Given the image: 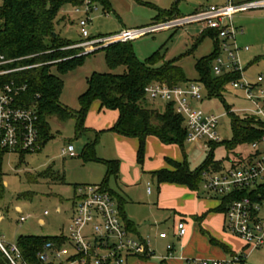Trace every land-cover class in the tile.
Segmentation results:
<instances>
[{
    "label": "rangeland",
    "instance_id": "374dc122",
    "mask_svg": "<svg viewBox=\"0 0 264 264\" xmlns=\"http://www.w3.org/2000/svg\"><path fill=\"white\" fill-rule=\"evenodd\" d=\"M109 2V12L101 1L92 4L91 20L87 25L90 37L115 35L128 29L151 26L155 24L160 12L169 11L173 7L176 8L174 14L160 19L159 22L188 16L200 8L224 4L225 0H109ZM61 14L64 16V22L59 24L56 30L60 31L62 37L75 42L68 48H76L78 52L76 55H86L73 69L60 71L57 67L54 68V72L63 80L60 102L71 112H77L81 108L80 96L88 89V78L93 73H122L125 67H111L108 64L103 48L112 42L105 45L84 44L87 40L81 36L79 26L81 14L75 12V6H65ZM233 24L242 29L236 36L238 46L249 48L247 51L243 49L239 51L244 73L248 78L255 79L258 74L264 73V7L236 13L233 16ZM202 31L205 30H202L200 23H186L135 37L131 44L140 60L145 61L157 52L160 59L154 63L155 67L161 66L165 61L174 60L175 64L181 67L187 80H198L199 72L195 64L199 58L208 56L214 48V39L207 34L201 38ZM211 74L214 76L212 72ZM199 83L203 87L202 95L199 100H191L190 103L195 108L219 116L216 127L219 137L217 144H208L205 138L195 142L184 140L181 144H166L157 137H147L143 161L140 162L139 139L102 130V127L108 125L112 127L115 124L117 113L111 109H101L95 100L91 103L83 122L89 129L82 134L76 132L75 117L54 116L50 119L54 137L42 149L25 153L6 152L0 173V185L3 190L0 193V238L6 243L13 244L21 235L54 236L65 233L68 236L74 211L75 188L104 183L108 170L106 161L116 160L119 164L118 177L111 176L108 185L122 197L130 199L124 208L127 214V208L135 212H144L142 217H139L140 226L143 228L140 229L142 235L151 238V247L156 252L165 253L166 241H160L157 232L164 230L170 238L176 213L177 215L188 213V208L195 206L197 200L215 197L206 194L202 184H199L196 194H190L192 199L180 196L172 187L174 185L158 183L153 172L168 167V160L181 162L193 171L208 157L212 162H220L226 167L230 159L250 151L249 143L236 146H229L226 143L231 141L233 132L231 117L225 105L241 118H246L247 116L239 109L247 108L250 104L242 92L226 84L222 100L218 96H210L205 85L200 81ZM167 103L159 98H146L147 106L159 111H163ZM95 130H102L95 151L97 158L87 159L83 156L84 147L95 138ZM68 144L74 145L75 157L63 154L62 150ZM208 166L212 173L217 172ZM149 187L152 189L151 193L148 192ZM157 195H160L158 203ZM45 210L49 211V215H44ZM27 214H30V217L20 222V216ZM155 226L157 229L153 232L149 234L145 232L144 228ZM245 264H264V245L250 251Z\"/></svg>",
    "mask_w": 264,
    "mask_h": 264
},
{
    "label": "built area",
    "instance_id": "2783aa9c",
    "mask_svg": "<svg viewBox=\"0 0 264 264\" xmlns=\"http://www.w3.org/2000/svg\"><path fill=\"white\" fill-rule=\"evenodd\" d=\"M92 4L91 0H85L82 5L75 6V12L81 14L79 26L81 36L87 40L85 45L128 41L149 32L193 22L200 23L202 30L215 33L218 52L211 62V71L214 75L227 72L239 74L237 79L228 83L240 90L250 104L239 111L244 116L255 117L263 131L258 139L249 143L248 153L236 155L226 167L215 173L210 169L201 173V184L206 194L215 195L220 201L226 196L223 227L228 233L241 238L245 248L222 259L195 258L187 260V264H245L247 254L264 245V73L258 74L255 79L245 75L239 51L249 48L238 46L236 36L242 29L234 26L233 16L246 9L264 7V1L225 0L224 4L209 5L188 16L94 38L90 37L87 28ZM29 57L7 58L0 54V147L7 152H36L41 148L38 109L25 98L28 84L12 77L14 73L40 64L10 66L19 59ZM202 90L197 81L173 86L154 82L145 88L149 99L167 101L175 113L183 117L188 142L202 138L207 143L219 141L216 131L219 116L195 108L190 103L200 99ZM62 151L64 155L76 156L73 144H68ZM73 201L69 235L62 233L60 241L47 242L39 253L46 264H124L131 256L143 258L152 255L149 238L130 236L116 197L107 188L101 184L77 186ZM44 215H49V211L45 210ZM29 217L30 214L21 215L19 221H26ZM185 232V222L178 219L175 235L181 237ZM159 237H166V233H159ZM172 248V243L166 244L169 254ZM0 249L11 264H28L17 243L9 244L0 238Z\"/></svg>",
    "mask_w": 264,
    "mask_h": 264
},
{
    "label": "trees",
    "instance_id": "16d2710c",
    "mask_svg": "<svg viewBox=\"0 0 264 264\" xmlns=\"http://www.w3.org/2000/svg\"><path fill=\"white\" fill-rule=\"evenodd\" d=\"M85 0H1L0 1V54L7 58L19 59L10 66L20 67L25 65L40 64L12 74L20 82L28 84L25 95L27 102L36 105L39 114V133L41 148L54 137L50 119L54 116L64 118L73 116L77 119L76 132L82 134L89 128L84 126V119L91 103L99 101L101 107L118 110L119 116L115 124L107 131L137 137L139 139L138 158L143 161L145 142L149 135H154L161 142L179 143L186 140L184 119L175 113L173 106L167 103L163 111L147 106L145 88L154 82L169 86L178 85L189 80L174 60L163 62L159 67L154 63L160 59L157 52L145 61L140 60L132 47L131 40L114 42L103 49L106 51L108 64L111 67L124 66L122 73H93L88 78V89L80 96L81 108L71 112L60 102L63 80L54 72L57 67L60 71H68L81 63L86 55H76V48H68L75 42L61 36L56 27L64 22L61 14L67 5H82ZM93 3L101 1L110 9L109 0H91ZM176 8L160 12L156 17L158 23L166 16H172ZM214 39L213 51L197 60L195 66L199 72L198 80L207 88L210 96L222 99L224 86L239 77L237 72H227L221 75L211 74V62L218 52V41L215 33L202 31L204 35ZM68 58V59H66ZM61 59V60H60ZM66 59V60H64ZM264 59V57H263ZM58 60V61H57ZM223 100V99H222ZM231 117L233 136L226 142L229 146L250 143L262 134L260 123L253 116L241 118L225 105ZM95 138L86 143L83 156L87 159H96L95 151L102 130H95ZM219 141H209L208 144H217ZM39 149V150H40ZM6 150L0 147V173ZM173 169L162 168L153 172L158 183L168 182L182 184L190 190H197L201 184V173L210 169L220 170L224 167L220 162H212L208 157L197 169L190 171L181 162L168 160ZM108 170L106 180L101 185L113 195L115 192L109 187L108 179L118 177L119 164L116 160L106 161ZM0 193L3 192L0 185ZM115 196V195H114ZM212 197L217 198L215 195ZM220 209H226V196L221 198ZM121 215L123 214L122 201H120ZM198 219L199 217H194ZM129 223L128 226L129 227ZM60 236L21 235L16 241L24 260L28 264H46L40 259V252L47 242L60 241ZM214 242L213 239H210ZM233 254V252H229ZM149 258V257H143ZM0 264H11L9 259L0 249Z\"/></svg>",
    "mask_w": 264,
    "mask_h": 264
},
{
    "label": "crops",
    "instance_id": "0c3cea01",
    "mask_svg": "<svg viewBox=\"0 0 264 264\" xmlns=\"http://www.w3.org/2000/svg\"><path fill=\"white\" fill-rule=\"evenodd\" d=\"M99 107H101L100 102ZM107 109V108H105ZM112 110V109H111ZM117 113V119L119 116L118 110H114ZM116 119V120H117ZM111 128V125L107 127H102V130H108ZM148 137H155L154 135H149ZM169 166L165 167L166 169L172 170L171 164L168 162ZM168 183V182H163ZM170 185H174V187L178 194L183 197H187L188 199H192L190 194H196V190H190L188 187L182 184L177 183H168ZM110 187V186H109ZM111 188V187H110ZM112 189V188H111ZM115 192L116 201L120 208V201H122V211L121 215L123 222L128 226L129 223V234L134 238H146L142 235L140 229H143L140 226L139 217H142L144 212H135L129 210L127 208L128 214L125 212V205L128 203V199L122 197L117 191L112 189ZM149 192V191H148ZM152 192V189L149 193ZM76 193V188H75ZM210 196V195H209ZM160 195H157L156 202H159ZM221 201L220 199L215 198H206L197 200L195 206H190L188 208V213H178L173 219L172 224V232L171 237L169 238L168 233L164 230H160L157 232V237L160 241L165 240V244L172 243L173 248L171 253L166 249L165 245V253L156 252V250L151 247V238L150 239V248L152 251V255L149 258H140L131 256L127 258L124 264H187V260L195 259V258H213V259H222L228 256L229 252H239L245 248L244 241L228 233L224 227V212L220 209ZM121 211V210H120ZM179 217L182 219L186 225V232L183 236L178 237L175 235V226L174 222ZM194 217H199L195 219ZM187 220V221H186ZM145 232L149 234V232H153L156 228L149 227L144 228ZM166 233V237H159V233ZM62 234V233H61ZM58 234L56 236H60ZM55 236V235H54ZM210 239H213L214 242H211ZM156 252V253H155Z\"/></svg>",
    "mask_w": 264,
    "mask_h": 264
}]
</instances>
